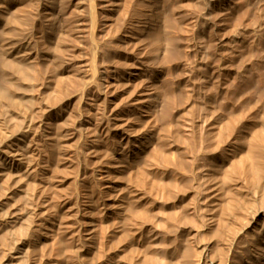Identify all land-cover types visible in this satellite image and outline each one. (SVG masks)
<instances>
[{"label":"rangeland","instance_id":"1","mask_svg":"<svg viewBox=\"0 0 264 264\" xmlns=\"http://www.w3.org/2000/svg\"><path fill=\"white\" fill-rule=\"evenodd\" d=\"M110 1L0 0V264H106L123 243L124 234H105L103 226L116 217L100 209L107 189L99 187L105 181L96 177L105 173L97 168L115 143L101 130L102 100L87 83L103 76L108 99L121 100L136 57L154 89L153 116L135 121L146 124L159 152L158 174L146 186L153 217L144 225L146 232L154 227L156 259L218 264L238 257L256 224L232 249L227 238L258 210L250 204L264 180V143L229 178L220 174L227 153L212 149L232 139L230 154L245 151L251 132L264 129V0H154L159 23L133 52L119 31L124 15ZM214 118L223 124L216 138ZM3 149H18L21 164L10 168ZM208 191L217 193L211 204L202 200ZM229 200L234 205L226 207ZM126 254L121 264L132 259Z\"/></svg>","mask_w":264,"mask_h":264},{"label":"bare ground","instance_id":"2","mask_svg":"<svg viewBox=\"0 0 264 264\" xmlns=\"http://www.w3.org/2000/svg\"><path fill=\"white\" fill-rule=\"evenodd\" d=\"M134 1L135 0H133V2ZM148 2H149L148 4H145L142 6L141 5L135 6L134 4H132L131 0H122V1L121 0H115L113 2L114 6H116L118 8V10L120 9V11H121L120 14L124 15L119 31H120V34L122 35V39L125 40V43H127L128 45H130L132 47V50H130L132 52L135 51L138 47L140 48V46L143 45V43L145 42V39H144L145 35L149 34L150 38H151L150 33L151 32L153 33L152 30L157 25V23H159L160 14L158 11H156V6H157L156 2L154 0H149ZM103 3L106 6H108V5L112 4V1L104 0ZM157 8H158V6H157ZM165 14L166 13H164V15ZM162 31H163V29H162ZM154 32H156V31H154ZM150 41L147 40V43ZM152 47H154V45ZM155 49L157 50L156 47H155ZM142 51L143 50H141V52ZM136 52H134V53H136ZM137 58L138 57H136V59L133 60L131 64H129L130 66H128L129 71H128V80H127V85H126L128 88L126 89V91L124 90L125 96L123 98L121 97V100L119 99V101H117V99H116V101H115L114 99H111V100L108 99V95H109L108 85L110 83H106L105 80L103 79V76L100 77V80L102 79L101 81H99V79H98L99 77L98 78L92 77V79L87 83V85L89 87L94 86L95 88H97L98 93L100 94V97L102 100L101 112L104 115L103 116L104 121L102 122L103 126H102L101 130H103L105 137L109 136V135L111 136L110 138L113 137L112 138V139H114L113 143H115V146H113L114 147L113 152L109 151V153L108 154L106 153L107 154L106 155L105 154L106 149L102 150V152H104V155H106V156L103 159L99 158L102 160L101 161L98 160V161H100L99 162L100 167L97 166L98 167L97 169L101 168L100 170H103V172L105 173L104 176L97 175L96 178L98 180L104 179V181H105L104 185L103 184L102 185L98 184V185H99V187L105 186V188L107 189L106 200H102L103 202L101 203L100 209L102 207V210H103L105 216L114 215L116 217L114 222L112 220L114 218L112 217L111 220L113 223L107 222V221L104 222L103 226L105 228V234H109L110 230H111L114 233V235L112 233V235L114 237H116L115 234H119L120 236L122 235V237L126 236L125 239H123L124 240L123 243H121V242H120V244L117 243V247H115L113 252H111V253L109 252L108 260L105 262L106 264H121V261H119V260L122 259L121 256H123V258L125 257L126 252L131 254V256H132L131 257L132 259L129 258L132 261L128 260L127 264L130 262H132V264L135 262L139 264L140 261H142L141 263L144 262L145 264L146 263L151 264L154 262V260H155V262H156V260L159 261L158 264L161 263L160 260L156 259L158 256V249H157L158 245L156 246V243H155L156 241H154V239H156L157 237L153 238L154 235L151 234L154 227L152 228L151 232H146V227L144 226L146 224V221L149 220V222H151L150 220L153 217L151 215L150 211L152 208V204H155V203H153L148 192L146 191V186H148V183L150 182V177H153V176L155 177L158 174V171H159L158 165L159 164L157 162V153H158V157H159V152H156L155 147L153 145H152L153 146L152 147L151 144L149 143L150 141H148V139L150 137L148 138V133L145 131L146 129L144 128L146 126V124H145V126H143V128H138L136 126L137 116L140 117V119L141 118L146 119L147 121L150 119V117L153 116V114H152V116L150 115V112H151V109L154 105L153 104L154 98H153V91H152L154 89H152L151 85H149L147 80H146L147 78H145V73H144L145 70L143 69V67H142L143 65L141 63L143 60L140 61ZM111 85H112V83H111ZM113 92H115V91H112V95H113ZM119 96H118V98H119ZM209 118H211V117H209ZM217 118H214L212 120V123L209 127L210 132L215 136V138L218 134L220 135V133H221V126L219 123L221 121H219L220 119H217ZM210 120L208 119V121H210ZM231 120H233V119H231ZM227 122L230 123L229 121H227ZM228 123H227V125L230 128V124H228ZM221 124H222V122H221ZM207 127H208V125H207ZM251 129H253V128H251ZM251 133H253V134H252V136H249V138L251 137L250 138L251 139L250 144H249L250 146H248L249 148L247 150H245V151L243 150L242 152L236 151V152L230 154V150H231L233 143H234V141L232 139H230V140L227 139L228 142H226V145H224V146H220L218 141L214 142L213 149H212L214 151L213 152L214 154L216 153V154L220 155L223 153H227V157H225L224 166L221 169L219 168L220 172H221L220 174L222 176L228 177L230 175V173L231 174L233 173V172H231L232 170L238 169L237 170V172H238L239 168H241L244 165H246L247 163H249L248 162L249 157H250V154H252V150L254 149V147L257 146L258 144L260 145L261 143H264V129L263 128L257 129L256 131H253ZM203 134H205V133L203 132ZM247 136H248V134H247ZM218 138H220V137H218ZM225 138H227V137H225ZM207 139H208V137H207ZM107 147H108V145H107ZM12 150L10 149V151H8V150L4 151V149H3V151H4L3 156H4L5 163L10 168L11 167L15 168L21 164V161L23 158H22V154L18 151V149L13 150V151ZM163 164H164V162H163ZM241 169H243V168H241ZM263 174H264V172H263ZM154 177H153V179H154ZM203 177H204V175L201 176V180ZM228 178H227V180H228ZM258 178H259V182H261L262 181V180H260L261 178L260 177H258ZM151 180H152V178H151ZM209 180H210V178H209ZM193 181H194V179H193ZM205 181H206V179H205ZM214 181H215V178H214ZM151 183H154V181ZM155 183H158V182L156 181ZM210 183H213V182H210ZM196 185H198V184H196ZM200 185H202V184H199L198 186H200ZM217 185H215V187H214L215 189H216ZM154 186L156 187V185H153L152 187H154ZM206 187H207V185H206ZM251 187H254V185ZM98 189H100V188H98ZM203 189H204V187H203ZM210 189H211V187H210ZM254 190H253L254 191L253 203H252V206L250 204V207H254V208L256 207V208H258V210L254 213L253 220L252 221L250 220L251 221V222L249 221L250 223H248V221H247V225L245 224V226H242V227H238L235 225L238 228H233V229H231V231L228 228L229 231L231 232L229 235V238H227L228 239L227 241L229 242L230 248L232 249L235 246L236 241L239 238L243 237L247 233V230H249L251 228L252 224H256V230L254 231V234L252 233V236H250V238L246 239V241L243 240V242L245 241L244 248L246 249V252L238 251V252H240L238 257H235L233 255L234 257L231 256V258L224 260V262L223 261L220 262L222 264H264V180ZM213 191H215V190H213ZM213 191H211V192L208 191V192H210V195L207 194L208 197L207 198L205 197L202 199V200H204L203 203H205L207 201H209L210 204L212 203V199H214L215 194H217V193L214 194ZM149 193H151V192H149ZM193 193H194V191H193ZM196 193L199 194V192H196ZM204 193H205V191H204ZM218 193H219V191H218ZM198 197H200V196H198ZM221 198H223V197H221ZM245 198H246V196H245ZM102 199H104V198H102ZM90 200H92V199H90ZM99 201H101V200H99ZM155 201H157V200H155ZM233 202H235V201H233ZM93 203H95V201ZM214 203H215V201H214ZM228 203L229 204L231 203L234 205V203H232L229 200L226 203V207H228L227 206ZM235 203H237V202H235ZM241 203L242 202H240V204ZM195 204H196V201H195ZM200 204H202V203L200 202ZM231 204H230V206H231ZM221 206H222V204H221ZM247 206H249V203H247ZM216 207H217V205H216ZM226 207H224V208H226ZM243 207H245V206H243ZM243 207H242V209H243ZM245 209H246V207H245ZM209 210H211V209H209ZM239 210H241V209H239ZM210 213H208V214H210ZM245 214H247V213H245ZM214 216H216V215H214ZM220 219L218 218V221ZM222 219L224 220L225 218H222ZM245 219H244V221H245ZM153 220H155V219H153ZM211 220H213V219L211 218ZM155 223H156V220H155ZM207 223H209V222H206V224ZM217 223H219V222H217ZM224 223L225 222L223 221V224ZM151 224H153V223H151ZM154 225H152V226H154ZM156 225H158V224H156ZM240 225H243V223ZM208 226H209V224H208ZM111 227H112V229H111ZM230 228H232V227H230ZM92 230H94V229L92 228ZM203 230H204V228H203ZM197 231H198V229H197ZM197 231H195L196 234L198 233ZM123 234H124V236H123ZM189 234H191V233H189ZM192 234H194V233H192ZM105 237L106 236H103V238H105ZM194 237H195V235H194ZM109 239L110 238H108V240ZM225 239H226V236H225ZM118 240H119V238H118ZM191 241H193V240H191ZM208 241L209 240H207V242ZM112 242H114V241L112 240ZM116 242H118V241H116ZM198 242L200 243L199 240H198ZM201 242H203V241H201ZM195 243H196V241H195ZM204 243H205V241H204ZM224 243H225V241H224ZM114 245H116V244L113 243V246ZM205 246L206 245H203L202 248L204 247L203 249H206ZM237 246H239V245H237ZM109 249H110V247H109ZM226 250H229V249H226ZM105 251H107V250H105ZM225 252H227V251H225ZM126 255L127 256L125 258L127 259L128 254H126ZM104 259H106V255H105ZM150 260H152L153 262L149 263ZM221 260H223V259H221ZM133 261H135V262H133ZM219 261L220 260H218V262ZM220 263H218V264H220ZM196 264H197V262H196Z\"/></svg>","mask_w":264,"mask_h":264}]
</instances>
